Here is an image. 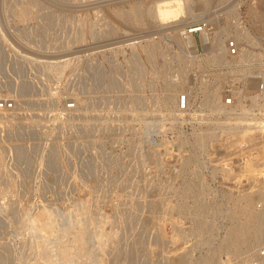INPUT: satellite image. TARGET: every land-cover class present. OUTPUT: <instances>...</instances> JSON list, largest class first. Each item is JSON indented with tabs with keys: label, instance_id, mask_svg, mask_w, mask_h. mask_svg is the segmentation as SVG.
Wrapping results in <instances>:
<instances>
[{
	"label": "rangeland",
	"instance_id": "obj_1",
	"mask_svg": "<svg viewBox=\"0 0 264 264\" xmlns=\"http://www.w3.org/2000/svg\"><path fill=\"white\" fill-rule=\"evenodd\" d=\"M154 1L0 0V100L15 98L17 107L0 112V264H208L211 256L213 264H241L261 244L264 132L244 135L249 149L236 140L213 147L208 136L200 143L202 128L177 144L164 100L176 89V110L178 95L190 90L200 105L231 79L261 75L264 17L254 11L264 14V0H184L208 1L187 24L134 25L119 14ZM201 22L204 32L183 38V26ZM244 27L249 37L238 41L250 50L249 63L234 73L215 56L221 49L209 46ZM72 100L80 109H66ZM246 152L250 159L240 163ZM246 206L262 218L261 233L243 234L240 241L255 247L236 252L224 243ZM45 221L53 232L40 228ZM69 224L83 227L84 249L64 233ZM58 241L69 245L72 261Z\"/></svg>",
	"mask_w": 264,
	"mask_h": 264
},
{
	"label": "built area",
	"instance_id": "obj_2",
	"mask_svg": "<svg viewBox=\"0 0 264 264\" xmlns=\"http://www.w3.org/2000/svg\"><path fill=\"white\" fill-rule=\"evenodd\" d=\"M206 27L207 24L204 22L193 24L190 27H184L181 34L184 39H188L191 34L204 32ZM241 51L242 45L235 37L227 38L224 58L234 73L238 69H247L246 67L249 63L248 59L241 60ZM245 75L248 74L245 73ZM256 78L249 75L241 79L239 77L231 79L226 85V91L219 93L221 98V105L218 103L219 107L213 102L212 95L206 94L201 104L197 105L193 102L194 95L192 91L184 90L181 92L177 99V109L171 111L173 112L172 125L180 133V137H176L177 144H181L182 140H184L183 137L186 140L193 138L196 135V131L201 128L212 127V133L206 139L207 145L219 147L236 140L234 142H236L238 147L249 149L247 137L243 135L264 132V70ZM253 80H257L256 86L252 85ZM15 108V98L0 100V112L14 110ZM76 108L77 103L75 100L66 103L67 110H77ZM250 157L251 154L246 152L239 158L240 163H247ZM232 162L234 161L230 160L225 163L224 169L229 170L228 166H232ZM176 189L174 188L173 194L179 195ZM257 208L264 211V199L257 203ZM223 258L228 260L229 256L226 255ZM223 263L230 264L227 261L226 263L223 261ZM241 264H264V238L256 252L242 258Z\"/></svg>",
	"mask_w": 264,
	"mask_h": 264
},
{
	"label": "bare ground",
	"instance_id": "obj_3",
	"mask_svg": "<svg viewBox=\"0 0 264 264\" xmlns=\"http://www.w3.org/2000/svg\"><path fill=\"white\" fill-rule=\"evenodd\" d=\"M155 2V1H154ZM202 5H198V6H193V5H186L184 0H158L155 2L154 6L153 7H143L142 5H139V4H134L133 6H131L130 8L128 9H124L123 11H121L119 14L121 16V18H123V21L126 22V23H131V24H134V25H139L141 23H143L144 20L146 19H153V21H157L158 23H166V22H173V21H181L184 23V24H187V23H191L192 21H188V20H185L186 17H189V18H195V17H198L202 14V12L200 13H196V10L198 8H202V9H206L207 6H208V1H203L201 3ZM28 10L29 8L27 7H24L20 10L19 14L20 15H26L28 13ZM254 15L258 18H263L264 17V14L262 13H259V12H256L254 11ZM119 17V16H118ZM184 20V21H183ZM184 28V26H183ZM181 28V30L183 29ZM245 29V27H244ZM247 29V28H246ZM246 29L243 30V28L241 29H237L236 30V34H234V37L239 40V41H243L245 39H248L249 37V34L246 32ZM225 30H223V33H224ZM248 31V30H247ZM97 33V32H96ZM223 35V34H222ZM29 37V36H28ZM218 39H216V41H213L209 47H211V50H216V49H221V52L219 54H215V56H221V57H224L225 54H226V44H225V38L222 39L221 35L220 36H217ZM152 48V47H151ZM153 49H155V46L153 47ZM149 50V49H148ZM149 56L151 57H154L155 53L152 52V50H150L149 52ZM250 50L247 49V48H244L242 47V51H241V60H244L246 58V56H249L250 54ZM218 58V57H217ZM69 61L67 59H64V60H61V61H58L55 63L54 67L56 69H64V67L67 65ZM217 86V84H216ZM215 86V87H216ZM174 88H172L173 90ZM218 87H216V89L212 92V96H213V102L216 103V106H218V103L221 105V98H220V95L218 92ZM168 90H170L168 88ZM172 90L166 94V97H165V100H164V104L166 107L170 108L171 111L175 109V104H176V100H175V93H172ZM176 91V89H174ZM8 92V91H7ZM6 95V94H5ZM139 99V98H138ZM210 100V99H209ZM79 103L81 101V99L79 98ZM208 102V101H207ZM212 102V103H213ZM83 106V105H82ZM80 106H78L76 109H80L79 108ZM17 108V107H16ZM177 109V108H176ZM75 111V110H74ZM9 113V112H8ZM21 113V112H20ZM5 114V113H4ZM18 114V113H17ZM9 115V114H8ZM10 116V115H9ZM17 116V115H16ZM7 119V118H6ZM12 119V118H10ZM20 119V118H19ZM2 120V119H0ZM12 121V120H11ZM5 123V122H4ZM16 124V123H15ZM209 128V127H208ZM209 129H203V131L198 134L197 138H198V141L200 143H202L204 141V139L209 136V134H211V132H208ZM211 131V130H210ZM245 135V134H244ZM243 135V136H244ZM20 139V138H19ZM198 142V143H199ZM16 143V142H15ZM204 143V142H203ZM200 145V144H199ZM18 148V147H17ZM26 148V147H25ZM24 151V150H22ZM3 151H1L2 153ZM56 154V153H55ZM58 156V155H57ZM24 157V156H23ZM54 157V156H53ZM1 158V157H0ZM1 166V165H0ZM3 166V165H2ZM7 170V169H6ZM8 172V171H7ZM3 173V172H2ZM9 173V172H8ZM8 175V174H7ZM9 179V178H8ZM189 189V188H188ZM186 191V190H185ZM7 194V193H6ZM13 195V194H12ZM18 196V195H17ZM11 197V196H10ZM18 199V198H17ZM4 200V199H3ZM7 201V200H6ZM22 201V200H21ZM11 202V201H10ZM7 204V203H6ZM3 206V205H2ZM12 206V205H11ZM10 206V207H11ZM4 207V206H3ZM15 207V206H14ZM23 207V206H22ZM242 207V206H240ZM13 208V207H12ZM21 208V207H20ZM201 208V206H200ZM244 208V207H243ZM16 210V208H14ZM43 209V208H42ZM239 209V208H238ZM241 209V208H240ZM249 207L246 206L244 208V211L246 210V213L244 212V214H246V218L242 220V218L240 219H237L236 220V223H235V230L232 231L230 233V236L229 238L227 239V243H224V246L225 244H228V247L229 245H232V247L236 246L235 247V251L236 252H240V251H246V250H250L252 248L255 247V243L254 242H251L249 239H246L243 243L242 240L243 239V234H247V233H251L255 238H258L260 236V233H261V226H262V222H261V219L260 217H258L256 220H254L253 218V214L248 211ZM200 210V209H199ZM48 208H47V212H48ZM51 211V210H50ZM49 211V212H50ZM240 211V210H239ZM242 211V210H241ZM236 212V211H235ZM234 212V216L236 218L237 215L239 214L238 212L235 213ZM15 213V212H14ZM50 214V213H49ZM94 214V213H93ZM200 214V213H198ZM202 214V213H201ZM43 216H50L48 215V213H43L41 214ZM203 215V214H202ZM198 216H201V215H198ZM197 216V217H198ZM261 216V215H260ZM53 217V216H52ZM203 217V216H202ZM241 217V216H240ZM77 218V217H76ZM204 218V217H203ZM202 218V219H203ZM43 219V218H42ZM45 219V218H44ZM49 219V218H48ZM81 219V218H80ZM200 220V222L202 223V221L204 222L205 221V218L202 220L201 217L198 218ZM197 219V220H198ZM47 220V219H46ZM196 220V221H197ZM76 221V220H75ZM199 222V221H197ZM205 224V223H204ZM34 225V224H33ZM202 225V224H201ZM39 226V224H38ZM99 226V225H98ZM56 226L52 223V221H45L44 223L41 224L40 228L42 229H47L48 231H51L53 232L54 231V228ZM200 227V225L198 226ZM202 227V226H201ZM205 227V225H204ZM200 229H203V228H200ZM42 231V230H41ZM63 231L64 233H74L73 235V238L75 241H77L79 243L78 247L80 250L84 249L85 248V232L83 230V227L82 226H76L75 224H69V225H65L63 227ZM263 232V230H262ZM101 234V233H100ZM250 234V235H251ZM40 235V234H39ZM38 235V236H39ZM41 237V235H40ZM52 237V236H51ZM111 237V236H110ZM36 238V237H35ZM55 238V237H54ZM53 238V239H54ZM52 239V238H51ZM108 239V238H107ZM36 241V240H35ZM135 244V243H134ZM42 245V244H41ZM55 247V246H54ZM58 247L60 248L61 250V254H62V257L63 258H66L70 261H72L74 259V256L72 255L73 252L70 251V248H69V245L68 244H64L63 242H60L58 241ZM101 247V246H100ZM6 249V248H5ZM8 250V249H7ZM51 250V248L49 249ZM114 251V250H113ZM232 251V250H231ZM4 252V251H3ZM48 252V251H47ZM243 253V252H242ZM2 257V256H1ZM4 257V256H3ZM56 257V256H55ZM209 256H207L208 258ZM212 257V256H211ZM210 257V258H211ZM5 258V257H4ZM53 258V257H52ZM88 258V257H87ZM208 258L206 259L207 260V263L208 264H211V259ZM82 259V258H81ZM7 260V259H5ZM9 260V259H8ZM61 260V259H60ZM113 260V259H112ZM47 261V260H46ZM50 261V260H49ZM57 261V260H56ZM4 262V261H3ZM67 262V261H66ZM155 262V261H154ZM59 263V262H58ZM3 264V263H2ZM47 264H56L55 262L51 261ZM213 264V263H212Z\"/></svg>",
	"mask_w": 264,
	"mask_h": 264
}]
</instances>
